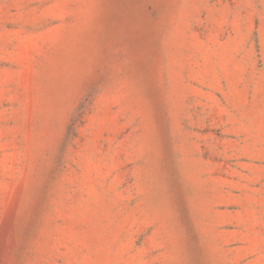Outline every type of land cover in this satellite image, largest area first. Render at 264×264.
Listing matches in <instances>:
<instances>
[{"label":"rangeland","instance_id":"1","mask_svg":"<svg viewBox=\"0 0 264 264\" xmlns=\"http://www.w3.org/2000/svg\"><path fill=\"white\" fill-rule=\"evenodd\" d=\"M0 264H264V0H0Z\"/></svg>","mask_w":264,"mask_h":264}]
</instances>
